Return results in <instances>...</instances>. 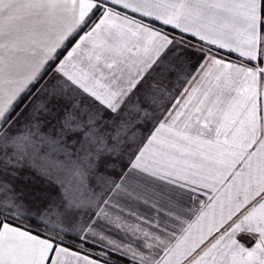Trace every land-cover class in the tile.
Returning <instances> with one entry per match:
<instances>
[{"label":"snow or ice","instance_id":"obj_1","mask_svg":"<svg viewBox=\"0 0 264 264\" xmlns=\"http://www.w3.org/2000/svg\"><path fill=\"white\" fill-rule=\"evenodd\" d=\"M0 264H264V0H0Z\"/></svg>","mask_w":264,"mask_h":264}]
</instances>
